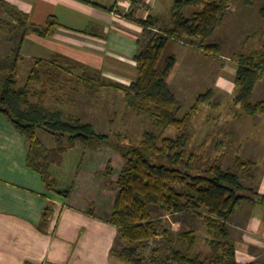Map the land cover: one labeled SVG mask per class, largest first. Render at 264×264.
<instances>
[{"label": "trees", "instance_id": "trees-1", "mask_svg": "<svg viewBox=\"0 0 264 264\" xmlns=\"http://www.w3.org/2000/svg\"><path fill=\"white\" fill-rule=\"evenodd\" d=\"M232 1L173 0L170 28L154 29L155 23L149 17L140 22L147 40L145 43L138 41L139 50L133 56L136 69L133 82L128 85L106 83L99 76H94L86 84L108 87L122 94L127 108L139 116L151 118L157 129L173 128L176 132L173 139L162 138L159 142L158 136L148 131L138 143H131L126 138L122 141L110 140L90 123L66 119L61 110H50L41 103H32L29 84L39 81L41 72L35 66L28 83L18 87V50L13 52L11 58H0V115L25 137L28 144L27 165L40 175L48 192L63 198L68 196L69 190L57 189L50 167L61 166L64 155L76 144L90 149L109 146L120 154L124 164L115 182V199L108 217V222L118 229L110 256L120 264H144L141 248L159 235L158 222L151 215L153 207L166 209L171 214L196 215L203 220L211 237L207 239L211 249L209 258L199 255L189 257L169 246L164 264H237L235 242L230 236L228 221L242 202L264 205V194L245 188L240 180L239 174L245 173L253 163L235 156V172L224 170L216 163L200 170L197 166L200 156L189 152L187 147L192 138V120L199 107L210 102L213 91L208 89L197 95L192 107L183 117L177 118L179 101L168 83L177 61L174 56H169L164 65L159 66L164 48L173 40L184 44L198 41L204 53L218 54V44H204V41L213 35L224 10ZM252 1L242 0L245 5H250ZM186 7L197 10L185 16L183 10ZM7 13L15 22V25L11 23L12 29L30 31L38 36L52 34L56 26L51 19L45 26L30 27L19 12L11 9ZM260 16L264 19V6L260 9ZM263 77L264 52L238 55L233 101L245 114L264 113V101H251L255 86ZM37 131L51 135L56 147L47 148ZM111 173L112 169L107 167L106 177H110ZM180 236L189 249L194 246L196 237L193 231L181 233ZM247 264L263 263L251 261Z\"/></svg>", "mask_w": 264, "mask_h": 264}, {"label": "crops", "instance_id": "crops-1", "mask_svg": "<svg viewBox=\"0 0 264 264\" xmlns=\"http://www.w3.org/2000/svg\"><path fill=\"white\" fill-rule=\"evenodd\" d=\"M172 4L173 0H0V35L5 37L0 39V51L13 54L18 50V67L20 62H31L29 66L57 65L69 72L78 68V82L84 83L89 98L96 93L94 86L86 85L92 76L123 85L134 81L133 56L144 32L140 22L149 17L154 29L170 28ZM11 9L30 27L45 26L53 19V33L42 37L12 29L13 21L5 22L7 28L2 31V18H10L7 11ZM161 13L166 23L161 21ZM11 33L17 37L11 38ZM178 48L169 51L177 61L176 68L184 67L186 75H192L189 49L182 52ZM27 157L25 137L0 115V264H120L110 256L118 229L108 222L115 194L107 187V178L101 180L96 172H86L84 155L72 186L64 188L58 176L66 173L64 156L61 166L50 167L57 189L69 190L63 198L44 188L40 175L28 167ZM256 205L264 210L263 204ZM238 209L229 221L249 237L251 249L264 253V214L251 212L247 206Z\"/></svg>", "mask_w": 264, "mask_h": 264}, {"label": "rangeland", "instance_id": "rangeland-1", "mask_svg": "<svg viewBox=\"0 0 264 264\" xmlns=\"http://www.w3.org/2000/svg\"><path fill=\"white\" fill-rule=\"evenodd\" d=\"M263 6L264 0H253L250 5H245L242 0H233L228 4L213 35L204 41V44H218L220 47L218 54L215 52L207 54L202 50L200 52L198 41L184 44L173 40L168 42L159 60V66H162L171 56L169 51L172 49L178 50V47H181L179 51L182 52L185 50L183 48L189 49L187 61L193 64L190 67L192 75H186V68L177 67L174 71L176 74H173L168 81L179 101L177 118L183 117L192 107L197 95L208 89L213 91L210 102L199 107L191 123L192 138L187 148L189 152H195L200 156L197 166L203 171L210 164L216 163L224 170L235 172L234 157L239 156L244 161L253 163L245 173L239 174L241 183L245 188L252 189L258 194H264V113L245 114L240 106L234 103L233 98L236 92L234 77L238 55L249 56L264 52V19L260 16V9ZM196 10L193 7H186L183 14L189 16ZM162 20L165 23L167 21L164 13H161ZM9 21L12 22L11 18H2V31L7 28L5 22L10 23ZM13 36L14 34L11 33L10 37ZM2 38L5 37L0 35V39ZM140 40L145 43L147 34L143 32ZM10 54V50H1L0 58L14 56ZM28 64L31 62H20L17 73L18 87L28 83L30 73L35 67L34 64L31 66ZM36 69L41 72V78L29 84L32 103H41L50 110H61L66 119H79L83 123H90L97 132L106 134L110 140L122 141L126 138L131 143H138L148 131L156 134L159 142L162 138L173 139L176 135L173 128L159 130L151 118L145 115L139 116L129 110L123 95L108 87L101 88L94 85L96 93L88 98L84 83L81 80L78 82L81 70L76 67H73L71 72L66 67L57 65L53 68L36 66ZM187 79L191 81L186 82ZM251 101L253 103L264 101V77L257 82ZM37 134L45 146L56 147L51 135L43 131H37ZM117 134L120 136H116ZM84 155L88 161L84 162L83 168L86 172H96L98 179L106 177L107 167L112 169L110 177H106V180L109 181L107 187L115 194L114 180L117 179L124 162L120 154L109 146L90 149L76 144L74 149L64 155L67 156L63 169L66 173L58 175L61 185L69 189L76 178L78 162ZM178 189L182 190L181 187ZM248 204L241 203L234 215L238 214V208L246 206L251 212L264 214V210L260 211V207L256 208L259 205L253 206L257 203ZM151 210L152 217L158 222L159 235L141 248L144 264H164L169 246L189 257L211 256L207 241L211 237L202 219L191 213L171 214L166 209L154 207ZM232 219L233 217L230 220ZM229 229L233 240L237 242V245L235 243L238 253L237 264H247L251 261L264 262V253L256 247L250 248L247 243L249 237L240 233L234 221H229ZM187 231H193L196 237L194 246L190 249L180 236ZM261 240L264 243V239Z\"/></svg>", "mask_w": 264, "mask_h": 264}, {"label": "built area", "instance_id": "built-area-1", "mask_svg": "<svg viewBox=\"0 0 264 264\" xmlns=\"http://www.w3.org/2000/svg\"><path fill=\"white\" fill-rule=\"evenodd\" d=\"M119 1H122V0H119Z\"/></svg>", "mask_w": 264, "mask_h": 264}]
</instances>
